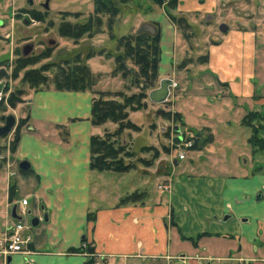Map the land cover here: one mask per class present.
<instances>
[{"label":"crops","instance_id":"crops-1","mask_svg":"<svg viewBox=\"0 0 264 264\" xmlns=\"http://www.w3.org/2000/svg\"><path fill=\"white\" fill-rule=\"evenodd\" d=\"M168 1L155 17L161 24L159 69L166 59L172 63L175 23L170 17H184L191 27L195 22L215 30L207 73L217 82L216 97L206 104L195 99L202 95L190 94L187 83L175 84L173 92L179 93L171 112L186 123L189 113L195 120L245 128L243 116L253 111L264 123V0H176L173 7ZM222 23L225 32L218 29ZM94 57L87 63L104 90L100 84L107 74L92 66ZM163 73L160 78L169 77ZM94 95L93 88H41L27 98V126L7 154V164L0 166V231L17 220L13 205L18 216L24 210L28 222L37 217L38 224L29 230V253L13 254L9 263L0 255V264H88L90 258L92 264H205V259L264 264L263 173H252L246 159L238 166L217 142L221 132L215 135L213 127L214 141L190 149L184 159L177 157L175 146L176 153L162 152L125 172L93 169L90 139L114 124H92ZM189 96L194 99L188 105L178 102ZM248 137L228 131V146ZM143 156L151 159L149 153ZM186 158L191 161L183 166ZM21 160L29 163L28 170H15ZM163 184L166 188H156ZM135 191L142 197L124 202ZM22 198H27L24 207ZM203 250L209 253L197 254Z\"/></svg>","mask_w":264,"mask_h":264},{"label":"rangeland","instance_id":"rangeland-1","mask_svg":"<svg viewBox=\"0 0 264 264\" xmlns=\"http://www.w3.org/2000/svg\"><path fill=\"white\" fill-rule=\"evenodd\" d=\"M26 1L27 0H0V65L8 72L7 85L1 93L0 125L3 124V117L7 114L13 115L15 118V123L10 132L0 136V166L7 164V154H11L17 146L16 144L15 148L13 150L11 149V142L13 141L17 127H19L20 123L22 127H25L28 120L27 98L35 90L53 88L51 81L58 68L55 65H50L47 69L42 71V75L48 77L49 86L46 87L43 85L39 88H33L29 83L22 82L26 70L31 68L38 69L42 65L50 63L64 65V63H62L63 60H73L76 54H79L82 63L88 64L86 55L92 53L93 57L95 56L92 66L94 64L97 69H101L103 73L107 74L103 76L106 80L100 84V87H103L104 90L100 89L96 82L93 83V85H96L94 87L92 86L93 92L95 93L93 99L101 96V92L109 91L111 95L103 96V99L110 98L116 101H123L122 96L114 94L116 91H122L124 97L140 91L138 88L139 86L137 87L138 83L132 75L137 67L130 60H126V68L124 69L119 65L115 57L121 50L116 48V41L110 39L109 36L114 34L116 38L122 34L130 32L136 33L139 26L148 22L156 26V32H160L161 30V24L155 17L162 12V7L160 4L155 3L154 0H113L114 4L119 9L117 15L113 18V28H111V30L108 29L107 16H103L100 31L97 30V32H92L91 38L82 37L81 40L77 42L79 44H75L72 38L59 35L57 31L58 25L63 20L71 23H76L77 21L81 23L87 20L94 9L93 0H49L47 9L41 5L45 0H32L31 5H28ZM31 11H33V14L35 13L38 15L39 18H35ZM76 11H80V14H74ZM62 12L68 14H62ZM149 18L150 20H146ZM173 28L175 29V35L171 49L172 63H167L168 59H166L164 61L165 65L162 66L164 69L161 70V67L160 69L158 67V78L154 88L158 86L160 73L163 71L164 73L161 75L172 78L174 80V86L170 88L168 99L162 104L152 103L149 101L148 97H146L142 99V102L145 103L144 108H140L137 111H131L127 108V119L132 121L138 129H124L121 135L117 137V143L123 144L126 146L125 149L133 153V156L129 157L124 156V154L119 156H124L122 158L125 163L130 162L135 165L140 162L144 163L143 160H147L143 155L149 153V158L152 155L150 151L142 152L141 149L143 146L146 148L152 146L159 151V154L165 152L162 146L169 149L168 153H176L177 150L174 148L175 144L172 143V137L176 134L172 130V127L175 125L179 126V134L182 137L175 146L181 145V142L185 140L186 137L192 139L197 136L200 143H198L197 146L195 145L196 147L193 149L203 148L214 141V134L210 129V127H213L214 133L217 131L221 132L217 134V142L221 143L222 147H225L226 152L230 150L228 152H230V156H235L236 161L239 163L238 166L246 159L245 161L250 166V169H252V173L259 172L264 174V123L260 124L262 125V129L258 134L260 140H262L257 143V146H253V144L248 142L251 136L250 128H239V126L235 124L229 126L219 120H204L207 118L195 120L188 117L189 113H186V123L182 119L179 120L175 114L173 115L175 112H171L170 108H172L173 102L174 105L177 104L176 95L179 93L178 91L176 92L177 94L173 92V90H176L175 84L183 85L187 83L188 88L191 89V91H189L191 92L190 94L202 95V97L195 99H198V101L203 100L206 104L210 100L213 101V99H215L216 91H213V89L214 85L217 83L213 80L214 78L207 73V69L210 67L209 58L212 47V40L210 37L215 30L201 28V26L195 22H192V27L189 29L186 27H178L177 24H175ZM25 45H31L32 47L26 55L23 53ZM48 49L50 53L45 57H40V54L46 53ZM161 53L162 50H160V56ZM29 56L30 58L34 56L40 58L19 70L17 76L14 78L12 71L15 70V62L17 59L20 57L29 58ZM127 70H130L131 73L127 76H123L122 73ZM111 74H116L118 78L113 80ZM98 78L99 76L97 75L95 80L97 81ZM17 90L18 98L15 99L14 97H10L11 95L15 96L13 93ZM144 91L148 94L150 89L146 88ZM173 93H175L174 98L171 100ZM224 95L226 96L225 90L222 92V96ZM222 96L220 98L223 99L224 97ZM9 98H11L13 103H10ZM193 99L194 98H190L189 96V98H180L178 102L186 106V104L188 105L190 100L193 101ZM198 107L199 109L203 108L202 105H198ZM167 111L168 114L164 116L163 113ZM198 126H200V128H198ZM115 127L116 124H108V129L105 132H112ZM22 129L24 128H21V130ZM233 130L249 136L247 142L243 138V140H238V145L228 146V131L231 133ZM105 132L99 136H103ZM186 152L188 155L192 153L190 149H187ZM190 161V158H186L181 161V164L184 166L190 163ZM13 165L15 164L12 163V166ZM13 167L18 171V167ZM153 183L154 186L152 187H155L156 181ZM158 187L159 185H157L156 188L158 189ZM23 219L27 222L29 221L27 215L23 216ZM206 251L207 250L197 251V254H208L209 252ZM205 260L206 262L211 261V259ZM223 263L228 262L222 261L221 264ZM211 264H217V261L213 260ZM228 264L235 263L229 262Z\"/></svg>","mask_w":264,"mask_h":264},{"label":"trees","instance_id":"trees-1","mask_svg":"<svg viewBox=\"0 0 264 264\" xmlns=\"http://www.w3.org/2000/svg\"><path fill=\"white\" fill-rule=\"evenodd\" d=\"M154 2L162 4V1L154 0ZM167 4L168 6L173 7L176 5V0H169ZM93 5V12L89 15L87 20L81 23H71L66 20L61 21L58 27L60 36L72 38L75 44L82 37L91 38L92 32H97V30L100 31L103 16H107V27L111 30V28H113V18L117 15L119 10L113 0H93ZM31 12L33 14V11ZM62 14L68 13L62 12ZM33 16L35 18H39L35 13ZM170 18L175 24H177L178 27H186L188 29L191 28L184 17L171 16ZM109 37L110 39H114L116 41V48L121 50L115 57L119 65L124 69L126 68V60H130L137 67L136 71L133 72L132 75L137 81V87L139 86L138 88L140 91L125 97L122 91H116L114 94L122 96L123 101H116L115 99L110 98L103 99V96L111 95L109 91L101 92V96L92 100V124L101 125L111 122L116 124V127L112 132H105L103 136L94 135L91 137V167L98 171L109 170L125 172L131 169L134 164L130 162L125 163L122 157L133 156V153L125 149L126 146L123 144L117 143V137L121 135L124 129H138L132 121L127 119L128 114L126 110L129 108L131 111H137L140 108H144L145 103L142 102V99L148 97V94L144 91V89L149 88L151 90L154 88L155 82L158 78L161 34L159 31L154 34H150L148 32H130L122 34L116 38L114 37V34H111ZM48 53H50L49 49L46 50V53H41L40 57H45ZM92 56V53H88L86 55V60ZM40 57L34 56L30 58L29 56V58L20 57L17 59L15 62V70L12 71L14 78L17 76L19 70ZM62 63H64V65L50 63L42 65L38 69H28L24 72L22 82L29 83L33 88H39L43 85L46 87L49 86L48 77L42 75V71L47 69L50 65H55L58 70L52 77L53 79L51 81L54 89L84 91L92 88L93 83L96 81V75L92 73L88 64L81 62L79 54H76L73 60L65 59ZM130 73L131 71L127 70L122 73V75L127 76ZM17 92L18 90L13 93L15 96L11 95L10 97H14L15 99L18 98ZM9 101L10 103H13L11 98H9ZM166 114H168V111L163 113L164 116H166ZM174 114L179 120H181L179 113L175 112L173 115ZM260 118V114L253 111H249L243 116V125L247 126L251 130V136L248 142L253 144V146H257V143L262 140H260V137L258 136L260 128H262V125L259 124ZM21 128L22 124L20 123L19 127H17V130L15 131L13 141L11 142L12 150L15 148L19 140ZM186 139L191 138L186 137ZM191 140L192 146L190 149L195 148L197 144L200 143L197 136H195V138L193 137ZM202 141L207 142L206 140ZM162 149L167 153L169 152L168 148L162 146ZM141 151H150L152 154L150 160H143L144 163L147 164L153 162V160L159 156V151L152 146H148L147 148L143 146ZM122 154H124V156L120 157L119 155ZM142 195L143 193L138 191L132 192L124 197V202L135 201L141 198ZM193 238L195 239V237H189V240H193ZM87 250L90 252L92 251L91 248H87ZM92 260L93 259L90 258L87 263L92 264Z\"/></svg>","mask_w":264,"mask_h":264},{"label":"water","instance_id":"water-1","mask_svg":"<svg viewBox=\"0 0 264 264\" xmlns=\"http://www.w3.org/2000/svg\"><path fill=\"white\" fill-rule=\"evenodd\" d=\"M158 1H168V0H158ZM48 2L49 0H45L41 5L42 7H44L45 9L48 8ZM26 3L28 5H31L32 4V0H27ZM218 29L221 31V32H225L227 30V26L226 24L222 23L218 26ZM137 32H148L150 34H154L156 32V27L152 24H149V23H144L142 24L138 31ZM31 45H25L24 46V50H23V53L24 55L28 54V52L31 50ZM174 86V81L173 79L169 78V77H163V78H160L159 79V82H158V86L151 89L149 92H148V99L150 102L152 103H155V104H162L164 103L167 99H168V96L170 94V88ZM14 122H15V118L13 115H8L6 117V120H5V124L0 126V136L1 135H5L7 133L10 132L11 128L13 127L14 125ZM172 130L174 131V133H176L173 137H172V143L173 144H177L180 140H181V135L179 134L180 133V128L179 126L175 125L172 127ZM18 168L21 170V171H26L28 170L29 168V163L26 161V160H21L19 163H18ZM11 215L13 218L15 219H21L22 217L21 216H18L17 213H16V205H13L12 208H11ZM45 219H46V215H45ZM31 224L32 225H37L38 224V218L37 217H33L31 219ZM11 260V257L8 256L6 258V262L9 263Z\"/></svg>","mask_w":264,"mask_h":264},{"label":"built area","instance_id":"built-area-1","mask_svg":"<svg viewBox=\"0 0 264 264\" xmlns=\"http://www.w3.org/2000/svg\"><path fill=\"white\" fill-rule=\"evenodd\" d=\"M192 146L191 139H185L181 142V145L176 146L178 148L177 157L184 159L186 157V150ZM161 188L166 186L159 185ZM22 207L27 204V198H23L20 201ZM24 210L21 212V216H24ZM31 224L23 219H17L12 222L9 226L3 228L0 231V255L6 259L16 253H29L28 245L31 241V235L29 230Z\"/></svg>","mask_w":264,"mask_h":264},{"label":"flooded vegetation","instance_id":"flooded-vegetation-1","mask_svg":"<svg viewBox=\"0 0 264 264\" xmlns=\"http://www.w3.org/2000/svg\"><path fill=\"white\" fill-rule=\"evenodd\" d=\"M42 4V3H41ZM75 13H77V15L78 14H80V11H76ZM76 23H79V21H77ZM0 24H1V22H0ZM149 24H151V23H149ZM58 27H59V25H58ZM57 31H58V28H57ZM58 33H59V31H58ZM60 35V34H59ZM81 40V39H80ZM57 44V43H56ZM73 45H75V44H73ZM7 77H8V72L5 70V68L4 67H2V65H0V104H1V102H2V96H1V93H2V91L6 88V85H7ZM8 115H10V114H7V115H5L4 117H3V124L2 125H4L5 124V120H6V117L8 116ZM15 123V122H14ZM2 125H0V126H2ZM181 258H184V257H181ZM205 264H210V262L209 261H207V262H205Z\"/></svg>","mask_w":264,"mask_h":264}]
</instances>
